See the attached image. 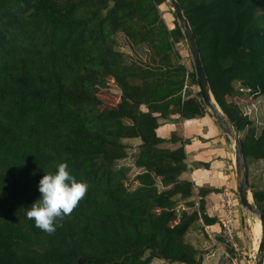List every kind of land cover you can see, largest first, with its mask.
I'll return each mask as SVG.
<instances>
[{
    "label": "trees",
    "instance_id": "1",
    "mask_svg": "<svg viewBox=\"0 0 264 264\" xmlns=\"http://www.w3.org/2000/svg\"><path fill=\"white\" fill-rule=\"evenodd\" d=\"M176 2L213 98L238 133L254 205L264 211V186L250 175L259 165L264 184V125L238 102L250 99L264 118V0ZM163 4L0 0V264H201L189 233L200 221L216 223L206 214L209 190L196 195L182 179L186 142L166 148L156 130L172 115L210 114L199 93L184 88L197 87L195 73L181 64L175 47L184 36L173 12L167 27ZM117 36L132 56L119 50ZM109 80L120 92L115 106L96 92ZM134 140L127 188L130 167L118 163ZM61 162L89 190L63 227L47 234L26 211L40 198L39 181Z\"/></svg>",
    "mask_w": 264,
    "mask_h": 264
},
{
    "label": "crops",
    "instance_id": "2",
    "mask_svg": "<svg viewBox=\"0 0 264 264\" xmlns=\"http://www.w3.org/2000/svg\"><path fill=\"white\" fill-rule=\"evenodd\" d=\"M189 87L187 84L184 88L189 89ZM140 109L143 111L144 107ZM156 135L160 139L168 141L164 147L169 149H176L183 142H186L183 148L187 171L182 175V179L193 183L196 195L201 188L209 190V193L205 197L206 214L209 218L216 219V223L204 225L200 221L196 227L197 229L189 233V237H191L192 233H194L193 237H195L190 242L201 251L204 249V244L212 246L213 249L210 252L209 258L207 256V259L217 258L218 264L235 260L236 255L240 254H236L237 252L233 250L235 257L232 258L229 255L227 247L224 244L220 225V219L225 213L223 194L228 193L238 199L232 142L225 139L215 121L208 114L201 118L190 120H185L177 114L172 115L168 120L160 119ZM172 137L176 140V143L169 142ZM135 141H133L134 145H136ZM256 168L261 171L259 165ZM241 216L242 213L236 209L234 200L233 228L238 248H240L242 244L241 239L244 237L241 228ZM256 222H258V219Z\"/></svg>",
    "mask_w": 264,
    "mask_h": 264
},
{
    "label": "rangeland",
    "instance_id": "3",
    "mask_svg": "<svg viewBox=\"0 0 264 264\" xmlns=\"http://www.w3.org/2000/svg\"><path fill=\"white\" fill-rule=\"evenodd\" d=\"M169 4V3H168ZM168 4H163L159 7V10L161 12V17L164 20V22L166 23L167 27L169 29H172L174 27L173 25V21H174V17L172 15V10L169 7ZM117 40L119 42V50H121L122 52H124L125 54H128L130 56H132V53L129 49V47L124 43V40L121 36H117ZM176 50L179 53V55L181 56V64L185 65L186 68L188 70L191 69V66H193L192 64V59L190 56V53L188 51V48L184 43H180L178 45H176ZM140 50H136V53L138 56H142V59H145V56L143 55V53H145V47H140ZM97 90V89H96ZM189 90H192L193 94L197 91V87L195 86H190ZM97 95L99 96V98L102 100L104 106H115L118 102H119V96H120V92L117 88V86L114 84V82L112 80L108 81V86L106 88H102L96 91ZM238 102H240V106L243 109V112L249 116L251 119H257L258 121L262 123V127L264 125V118L259 117L258 114V106L256 103H253L252 101H250V99H241L240 101L238 100ZM264 117V112H262L261 117ZM216 124V123H215ZM261 128V127H260ZM136 145H134V142H129L131 144L129 150H128V158L123 161V162H119L118 163V167L123 166V167H127L130 170L127 173V181H126V186L127 188H131L133 187V177L135 175V170L131 167L132 166V156L133 154H135L136 152V146L138 144L137 141ZM252 172H251V182L256 184V186H264V184L262 185L260 183V171L259 169H257L255 166L252 167ZM238 199L235 198V205H236V209L242 213L241 216V228L243 230V234L244 237L243 239H241L242 244L240 245V248H238L236 250V254H240V255H236V259L230 262H226L224 264H255V260H256V250H257V241H256V226L258 224L257 218L251 214H249L246 210L242 209L240 204H238ZM194 233L191 234L190 240L193 237ZM202 237V236H201ZM201 239V238H200ZM213 249V247L209 244H204V249H202V262L201 264H218V260L217 258H211V259H207V256L209 258L210 256V252ZM221 254V253H220ZM153 264H165L161 261H154Z\"/></svg>",
    "mask_w": 264,
    "mask_h": 264
},
{
    "label": "water",
    "instance_id": "4",
    "mask_svg": "<svg viewBox=\"0 0 264 264\" xmlns=\"http://www.w3.org/2000/svg\"><path fill=\"white\" fill-rule=\"evenodd\" d=\"M167 2L171 6V10L175 15L176 21L184 36L185 44L192 59L197 91L206 108V111L215 121L217 127L222 132L225 139L232 142L233 144L237 198L241 208L246 210L249 214L255 216L260 223V238L256 250L255 264H264V211L259 210L254 205L252 194L249 188L247 167L238 133L234 130L213 98L195 37L187 19L183 15L179 4L176 2V0H167Z\"/></svg>",
    "mask_w": 264,
    "mask_h": 264
},
{
    "label": "clouds",
    "instance_id": "5",
    "mask_svg": "<svg viewBox=\"0 0 264 264\" xmlns=\"http://www.w3.org/2000/svg\"><path fill=\"white\" fill-rule=\"evenodd\" d=\"M40 198L26 211L29 220L47 234H54L63 227V220L70 216L89 190L86 182L78 181L61 162L54 173H46L39 181Z\"/></svg>",
    "mask_w": 264,
    "mask_h": 264
},
{
    "label": "built area",
    "instance_id": "6",
    "mask_svg": "<svg viewBox=\"0 0 264 264\" xmlns=\"http://www.w3.org/2000/svg\"><path fill=\"white\" fill-rule=\"evenodd\" d=\"M186 88H188V86H186ZM223 196V208L225 213L220 219L221 234L224 239L225 246L236 251L238 249V243L233 228L235 198L234 195H230L228 193H224Z\"/></svg>",
    "mask_w": 264,
    "mask_h": 264
},
{
    "label": "bare ground",
    "instance_id": "7",
    "mask_svg": "<svg viewBox=\"0 0 264 264\" xmlns=\"http://www.w3.org/2000/svg\"><path fill=\"white\" fill-rule=\"evenodd\" d=\"M259 238H260V223L258 221V224L256 226V241H257V244H258Z\"/></svg>",
    "mask_w": 264,
    "mask_h": 264
}]
</instances>
